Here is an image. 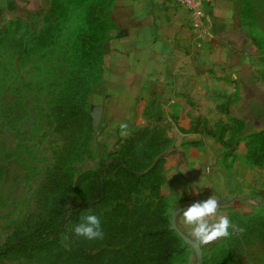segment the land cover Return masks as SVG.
<instances>
[{
	"label": "rangeland",
	"instance_id": "rangeland-1",
	"mask_svg": "<svg viewBox=\"0 0 264 264\" xmlns=\"http://www.w3.org/2000/svg\"><path fill=\"white\" fill-rule=\"evenodd\" d=\"M113 3L45 0L0 27V264H264V0H237L259 98L194 69L180 100L127 116L107 97ZM206 139L252 190L217 210L244 232L196 249L171 213L208 197L168 158ZM89 211L103 239L73 232Z\"/></svg>",
	"mask_w": 264,
	"mask_h": 264
},
{
	"label": "crops",
	"instance_id": "crops-1",
	"mask_svg": "<svg viewBox=\"0 0 264 264\" xmlns=\"http://www.w3.org/2000/svg\"><path fill=\"white\" fill-rule=\"evenodd\" d=\"M44 1L0 0V27ZM201 6L204 15L193 26L191 14L176 0H114L105 79L116 113L127 116L146 100L160 105L180 100L194 69L218 68L244 86L248 100L260 97L250 44L238 23L237 0H201ZM180 144L168 159L186 179L188 196L212 195L220 202L251 193L252 182L226 171L211 139L200 146Z\"/></svg>",
	"mask_w": 264,
	"mask_h": 264
},
{
	"label": "clouds",
	"instance_id": "clouds-1",
	"mask_svg": "<svg viewBox=\"0 0 264 264\" xmlns=\"http://www.w3.org/2000/svg\"><path fill=\"white\" fill-rule=\"evenodd\" d=\"M121 130H126L128 125L121 123ZM122 134H126L122 131ZM219 201L214 196L207 199L193 202L183 211L176 213L172 211V216H182L183 224L189 229L190 244L199 249L220 238L229 237V228L232 227L238 233H243L244 229L233 225L229 218L224 215H217ZM76 236H82L89 240L103 239L104 233L101 229L100 218L90 211L81 217V221L73 227Z\"/></svg>",
	"mask_w": 264,
	"mask_h": 264
},
{
	"label": "built area",
	"instance_id": "built-area-1",
	"mask_svg": "<svg viewBox=\"0 0 264 264\" xmlns=\"http://www.w3.org/2000/svg\"><path fill=\"white\" fill-rule=\"evenodd\" d=\"M179 5L185 7L192 16V25L198 26L201 17L204 15L201 0H176Z\"/></svg>",
	"mask_w": 264,
	"mask_h": 264
},
{
	"label": "trees",
	"instance_id": "trees-1",
	"mask_svg": "<svg viewBox=\"0 0 264 264\" xmlns=\"http://www.w3.org/2000/svg\"><path fill=\"white\" fill-rule=\"evenodd\" d=\"M162 234V233H161Z\"/></svg>",
	"mask_w": 264,
	"mask_h": 264
}]
</instances>
